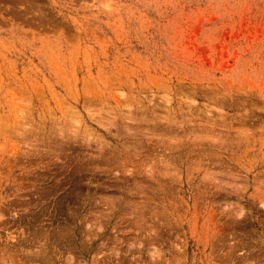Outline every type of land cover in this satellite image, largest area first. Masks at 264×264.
<instances>
[{
  "label": "rangeland",
  "instance_id": "1",
  "mask_svg": "<svg viewBox=\"0 0 264 264\" xmlns=\"http://www.w3.org/2000/svg\"><path fill=\"white\" fill-rule=\"evenodd\" d=\"M0 264H264V0H0Z\"/></svg>",
  "mask_w": 264,
  "mask_h": 264
}]
</instances>
